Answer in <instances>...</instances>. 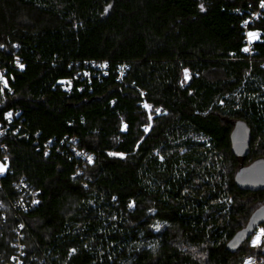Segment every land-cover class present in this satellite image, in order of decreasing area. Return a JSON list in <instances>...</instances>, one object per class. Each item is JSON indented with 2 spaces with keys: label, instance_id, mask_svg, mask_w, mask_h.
<instances>
[{
  "label": "trees",
  "instance_id": "obj_1",
  "mask_svg": "<svg viewBox=\"0 0 264 264\" xmlns=\"http://www.w3.org/2000/svg\"><path fill=\"white\" fill-rule=\"evenodd\" d=\"M263 2L0 0L12 90L0 120L16 109L21 124L2 138L0 264H13L20 220V264H264V240L251 243L264 223L226 249L264 203V191L234 183L264 158ZM15 49L21 72L7 65ZM76 75L65 93L61 82ZM239 120L251 130L245 159L231 152ZM21 180L39 203L16 213Z\"/></svg>",
  "mask_w": 264,
  "mask_h": 264
},
{
  "label": "built area",
  "instance_id": "obj_2",
  "mask_svg": "<svg viewBox=\"0 0 264 264\" xmlns=\"http://www.w3.org/2000/svg\"><path fill=\"white\" fill-rule=\"evenodd\" d=\"M261 7H264V2L262 3ZM256 14H253L250 18L246 20L244 23V43H245V52L250 54L251 52V44L252 41H250V36L248 33L250 30H248L249 24L252 23L253 18H255ZM4 52L3 46H0V53ZM10 58L8 60V67L17 72H21L24 69V65L22 63V57L16 53V49L12 52H10ZM98 67V66H97ZM104 65L101 64L99 65L98 69L103 70ZM103 71H101L102 73ZM122 74V72H121ZM80 79H90V75L88 71L83 73L82 75L79 74ZM78 76H74V78H68L65 79L61 82L62 88L65 93H70L71 92V87L72 83L74 82L75 79H77ZM10 79H11V74L8 72L6 67H0V96L3 94H7L11 96L12 90L10 86ZM20 116V111L19 110H14L10 109L6 112H4L2 119L0 120V152L2 154L0 158V178L5 172V170L8 167V158L5 155L7 151V147L5 146L4 143H2V138L6 135V132L8 129H11L13 127L14 123L19 120ZM21 128V124L19 122L17 123V127L12 129V133L16 134ZM23 138H26V134L22 135ZM70 143L72 144L71 150L74 152V154L78 157H83L85 161H88V156L84 154L82 151H79L78 149L75 148V143L76 139L72 138L70 140ZM51 142H47L43 145L44 148V154L48 155L49 149L51 147ZM56 152H60L59 149L56 150ZM79 170H76L78 172ZM0 189H1V184H0ZM14 189L17 192V198L15 199L14 202H10V206L12 210H14L16 213L20 212H25L28 210L33 209L34 207L37 206L39 203L38 199V192L35 191L33 188L28 186L23 180L18 181L14 185ZM26 231V225L20 220L19 223V228L18 231L16 232V237H15V256L12 258L13 264H20V259L23 257V252H22V246H21V240L24 236V232Z\"/></svg>",
  "mask_w": 264,
  "mask_h": 264
},
{
  "label": "water",
  "instance_id": "obj_3",
  "mask_svg": "<svg viewBox=\"0 0 264 264\" xmlns=\"http://www.w3.org/2000/svg\"><path fill=\"white\" fill-rule=\"evenodd\" d=\"M250 142V127L242 120L235 122L230 133L231 152L233 155L245 159L250 152ZM234 183L243 191H264V158L256 159L247 166H241L234 176ZM263 223L264 203L250 214L244 227L230 239L226 245L227 251L233 253Z\"/></svg>",
  "mask_w": 264,
  "mask_h": 264
},
{
  "label": "rangeland",
  "instance_id": "obj_4",
  "mask_svg": "<svg viewBox=\"0 0 264 264\" xmlns=\"http://www.w3.org/2000/svg\"><path fill=\"white\" fill-rule=\"evenodd\" d=\"M251 34V35H250ZM248 35L250 36V41H256L257 40V33L256 32H254V31H250L249 33H248ZM146 109L148 110V112H151V109H150V107L149 106H147L146 107ZM158 112V111H157ZM150 120H151V118H150ZM125 128H126V126L123 124L122 125V127H121V131H125ZM264 240V231H263V229H260L258 232H257V234L255 235V237L253 238V240H252V244H255V243H257V244H261L262 243V241ZM264 244V243H263ZM264 248V247H263ZM260 263V261L256 258V257H254V256H252V257H248V258H246L244 261H243V263L242 264H259Z\"/></svg>",
  "mask_w": 264,
  "mask_h": 264
},
{
  "label": "snow or ice",
  "instance_id": "obj_5",
  "mask_svg": "<svg viewBox=\"0 0 264 264\" xmlns=\"http://www.w3.org/2000/svg\"><path fill=\"white\" fill-rule=\"evenodd\" d=\"M251 35V34H250Z\"/></svg>",
  "mask_w": 264,
  "mask_h": 264
}]
</instances>
